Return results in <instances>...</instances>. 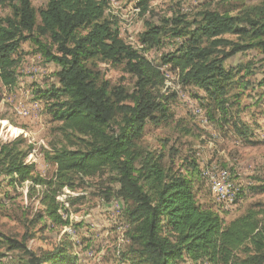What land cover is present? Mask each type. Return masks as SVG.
Segmentation results:
<instances>
[{
    "label": "trees",
    "instance_id": "obj_1",
    "mask_svg": "<svg viewBox=\"0 0 264 264\" xmlns=\"http://www.w3.org/2000/svg\"><path fill=\"white\" fill-rule=\"evenodd\" d=\"M105 3L46 0L37 9L31 0H7L10 13L0 18L1 82L9 89L16 84L18 49L31 40L40 57L58 66L57 84L36 92L47 100L67 145L45 153L56 165L53 178L46 179L36 173L34 163H26L31 146L24 138L0 140V184L5 176L9 183L30 182V190L39 186L45 214L53 224L63 226L68 222L59 213L58 191L74 190L76 178L108 172L109 182L116 187L108 186L104 200L114 196L123 201L126 245L116 252L120 264H264V202L249 203L228 221L221 216L234 206L235 211L244 196L264 193V182L243 186L232 179L236 200L226 208L215 200L194 156L175 167L173 160L166 164L162 151L139 144L147 122H172L169 99L174 92L168 93L170 87L159 67L116 37V30L103 19ZM149 27L140 42L156 46L161 42L159 31ZM167 32L181 43L162 55L161 64L178 71L177 82L183 87L192 85L201 91L198 97L209 121L245 144L263 142L259 137L264 124L255 116L264 117V111L252 110L251 118L245 119L250 104L244 98L251 95L244 93L255 87L264 93V75L251 82L245 80L246 73L234 72L224 62L257 50L259 65L264 67V2L242 15L203 10L192 27L184 24ZM227 33L237 38H224ZM95 59L124 63L136 78L132 91L101 78L90 68ZM252 67L254 62H247L250 77L256 72ZM203 187L208 195L200 200ZM0 244L20 251L21 264L78 262L74 242L66 235L57 246L39 254L3 234Z\"/></svg>",
    "mask_w": 264,
    "mask_h": 264
},
{
    "label": "rangeland",
    "instance_id": "obj_2",
    "mask_svg": "<svg viewBox=\"0 0 264 264\" xmlns=\"http://www.w3.org/2000/svg\"><path fill=\"white\" fill-rule=\"evenodd\" d=\"M105 1L103 19L116 30V37L159 67L166 85L170 87L168 93L174 92L169 99L172 122L167 125L147 122L139 144L150 150L162 151L166 164L173 160L175 167L181 164L183 158L194 156L202 169L201 174L206 169H225L232 179L243 186L256 181L264 182V134L259 137L263 142L245 144L229 133L221 132L208 119L198 97L202 96L201 91L197 92L192 85L183 87L177 82L178 71L169 70L161 64L162 55L174 51L181 43L179 38L169 37L167 31L170 28L184 24L192 27L203 10L242 15L247 8L259 6L264 0ZM45 2L31 0L37 9ZM9 13L7 0H0V18ZM149 26L159 31L161 42L156 46L140 42L141 33L149 30ZM223 37L231 40L237 38L229 33ZM35 50L36 46L31 40L20 44L18 56L21 62L17 68L16 84L12 88L3 85L0 79V140L24 138L26 144L31 146L26 163H34L36 173L49 179L53 178L56 165L46 159L45 153L59 144L65 145L66 141L57 128L60 123L52 119L48 111L47 100L40 98L36 89L57 84L55 72L58 66L44 60ZM247 62H254L252 69L256 72L252 77L247 74ZM224 64L234 72L246 73L245 80L250 78L251 82L264 75L257 50L235 54ZM90 68L112 86L120 85L129 91L134 88L136 78L124 63L95 59ZM246 94L251 96L244 98L250 104L245 119L251 118L252 110L264 111L263 89L255 87L254 91H245ZM255 101L257 103H253ZM23 109L28 113L22 112ZM255 119L264 124V117L255 116ZM109 176L108 172H104L83 179L76 178L74 190L63 187L58 191L56 200L62 207L59 213L68 222L63 226L53 224L45 214L39 186L30 190L28 181L9 183L5 176H1L0 234L22 241L37 254L54 248L66 235L74 242L72 251L78 256L77 264H120L116 252L120 248L124 250L126 245H123L125 225L121 216L123 201L114 196L109 202L104 200L103 193L108 186L116 187L109 182ZM206 188L199 191L198 199L202 200L204 195H208ZM256 201L264 202V193L244 196L237 206L238 212L235 210L236 214ZM234 208L221 213L225 221L231 219L228 213H233ZM20 258V251L8 250L4 244H0V264H21Z\"/></svg>",
    "mask_w": 264,
    "mask_h": 264
},
{
    "label": "bare ground",
    "instance_id": "obj_3",
    "mask_svg": "<svg viewBox=\"0 0 264 264\" xmlns=\"http://www.w3.org/2000/svg\"><path fill=\"white\" fill-rule=\"evenodd\" d=\"M211 172H216L217 175H221V179H225V185H226L227 191L231 194V196H235L236 188H235L234 182L232 180V177L227 170H225V169H218V170L206 169L202 172V175L208 180L211 192L215 196L216 200H218V194L215 193L216 192V185L209 178V175ZM218 201H221V200H218Z\"/></svg>",
    "mask_w": 264,
    "mask_h": 264
},
{
    "label": "built area",
    "instance_id": "obj_4",
    "mask_svg": "<svg viewBox=\"0 0 264 264\" xmlns=\"http://www.w3.org/2000/svg\"><path fill=\"white\" fill-rule=\"evenodd\" d=\"M22 112L28 113V111L24 109ZM209 178L216 185L215 193L218 194V200H221L222 203H225L226 208L230 204H235L236 196H231V194L227 191L225 179H221V175H217L216 172H211Z\"/></svg>",
    "mask_w": 264,
    "mask_h": 264
},
{
    "label": "crops",
    "instance_id": "obj_5",
    "mask_svg": "<svg viewBox=\"0 0 264 264\" xmlns=\"http://www.w3.org/2000/svg\"><path fill=\"white\" fill-rule=\"evenodd\" d=\"M228 215H230L231 218H233V217L236 216L237 214H236V212L234 211L233 213H228Z\"/></svg>",
    "mask_w": 264,
    "mask_h": 264
}]
</instances>
